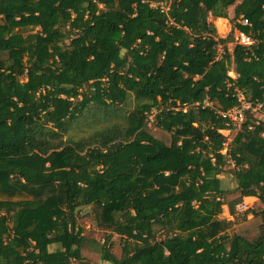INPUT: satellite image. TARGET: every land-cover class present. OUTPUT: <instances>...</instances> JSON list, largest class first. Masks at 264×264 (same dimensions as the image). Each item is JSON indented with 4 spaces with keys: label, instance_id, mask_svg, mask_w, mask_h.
Instances as JSON below:
<instances>
[{
    "label": "trees",
    "instance_id": "trees-1",
    "mask_svg": "<svg viewBox=\"0 0 264 264\" xmlns=\"http://www.w3.org/2000/svg\"><path fill=\"white\" fill-rule=\"evenodd\" d=\"M241 93L264 105V0H0V264H99L83 217L104 264H264V216L232 231L264 201L263 108L222 132Z\"/></svg>",
    "mask_w": 264,
    "mask_h": 264
},
{
    "label": "rangeland",
    "instance_id": "rangeland-1",
    "mask_svg": "<svg viewBox=\"0 0 264 264\" xmlns=\"http://www.w3.org/2000/svg\"><path fill=\"white\" fill-rule=\"evenodd\" d=\"M231 11V9H230ZM217 18L211 17L210 16V21L214 23V25L217 28V22H216ZM230 23V21H229ZM218 32V29H217ZM231 32V23H230V29L227 31L226 36H220L219 33L218 35L220 37H227ZM252 38V37H251ZM253 40V38H252ZM254 42V40H253ZM229 49L230 51L233 49L234 43H230L229 45ZM231 76H235V71L232 70L230 72ZM242 96L248 98L250 97L248 93H241ZM135 106V101L132 98V95H130L128 97V102L126 104V108L127 109H132ZM123 113V111H122ZM121 112H119V114H122ZM118 121H122V117H116L114 115H112L110 117L109 121H100L98 123H94L91 122L90 120H83V118H80L78 121L72 123L71 125V129H70V133L73 135L74 138H78L81 136H87L90 133H92L95 130H100L104 127L109 126L112 123L118 122ZM80 122V123H79ZM237 130H228L225 132V135L227 137V141L229 142L231 139H233V137L236 135ZM159 135L163 138H168V136L166 134L163 133H159ZM230 167L226 166L225 170H228ZM222 179L225 181V186L226 187H230L233 186L235 181L232 178L231 174L228 173L227 171H225L223 174H221ZM243 203L245 204V207L243 209H245V212L249 209H251V212L247 215V218L244 217V214H240L239 215V219L235 222L232 231L233 232H242V231H252L255 227L256 229V225L258 223H260L261 219L264 216V201L261 200L258 197H248L245 198ZM23 209V205H21L17 212L13 215V217L10 220V226L14 227L17 224V220H18V216L21 213ZM242 209V210H243ZM221 217L223 218H227V219H232L231 215H229L227 208L224 207L223 208V213L221 214ZM80 224L82 225V227L84 228V234L85 236H87L88 238H90L92 241H88L85 244V249L86 252L89 256H93L94 260L99 263V264H104L103 262H101V260L99 259V250H100V244L103 242V233L100 232L94 223V220L91 217H83L80 218ZM113 241H114V245H113V253H115L117 256H120L122 253L121 250V243H120V237L117 235L113 236Z\"/></svg>",
    "mask_w": 264,
    "mask_h": 264
},
{
    "label": "built area",
    "instance_id": "built-area-1",
    "mask_svg": "<svg viewBox=\"0 0 264 264\" xmlns=\"http://www.w3.org/2000/svg\"><path fill=\"white\" fill-rule=\"evenodd\" d=\"M243 24H247V20L243 19L242 21ZM234 41L231 43H236L242 44V45H250L252 44V38L245 33L242 30H236L234 33ZM238 99L239 103L235 107H232L222 113V116L227 119V129L222 130V132L225 134L226 131L228 130H240L244 124L248 125L249 129L254 128L256 125H260V121L254 120L251 117V114H254L257 110L263 108L264 110V105L263 104H256L252 105L251 101H249L246 97L242 96L241 94H238ZM206 104H209V101L206 99L205 100ZM245 204L240 202L236 206V210L239 212H243L245 209ZM243 209V210H242Z\"/></svg>",
    "mask_w": 264,
    "mask_h": 264
},
{
    "label": "bare ground",
    "instance_id": "bare-ground-1",
    "mask_svg": "<svg viewBox=\"0 0 264 264\" xmlns=\"http://www.w3.org/2000/svg\"><path fill=\"white\" fill-rule=\"evenodd\" d=\"M217 29L220 36H226L227 31L230 29V23L227 18H217L216 19Z\"/></svg>",
    "mask_w": 264,
    "mask_h": 264
}]
</instances>
